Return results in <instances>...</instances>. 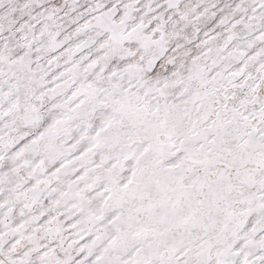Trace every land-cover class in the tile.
<instances>
[{
	"label": "snow or ice",
	"instance_id": "1",
	"mask_svg": "<svg viewBox=\"0 0 264 264\" xmlns=\"http://www.w3.org/2000/svg\"><path fill=\"white\" fill-rule=\"evenodd\" d=\"M0 264H264V0H0Z\"/></svg>",
	"mask_w": 264,
	"mask_h": 264
}]
</instances>
